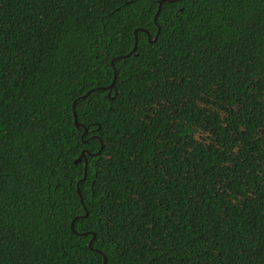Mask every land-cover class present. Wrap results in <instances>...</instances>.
Returning <instances> with one entry per match:
<instances>
[{"label":"trees","instance_id":"1","mask_svg":"<svg viewBox=\"0 0 264 264\" xmlns=\"http://www.w3.org/2000/svg\"><path fill=\"white\" fill-rule=\"evenodd\" d=\"M158 4L0 0V264H264V0Z\"/></svg>","mask_w":264,"mask_h":264},{"label":"water","instance_id":"2","mask_svg":"<svg viewBox=\"0 0 264 264\" xmlns=\"http://www.w3.org/2000/svg\"><path fill=\"white\" fill-rule=\"evenodd\" d=\"M163 1H164V0H159L158 9H157V12H156L155 15H157V13L159 12V10H160V6H161V2H163ZM169 1H174V0H169ZM148 38H149V34H148ZM155 38H156V37H154L153 40H154ZM136 44H137V42H136V35H135V42H134V46H133L132 50H131L129 53H127L126 55L116 56L115 59L125 57V56L129 55L130 53L134 52L135 49H136ZM111 65L113 66V60H111ZM115 78H116V69H115V67L113 66V78H112L111 83H110L109 85H107V86H98L96 89H100V90H104V89H112L113 86H114V83H115ZM89 92H90V91H87V92H86L85 94H83L80 98H84V97H86V96L89 94ZM108 95H109V94H108ZM75 102H76V100H74L73 103H72L73 120H74V124H75V126H76V127H80V126H83V125L77 121V118H76V111H75ZM83 128H84V131H83L82 135L86 132V131H85L86 128H85L84 126H83ZM84 152H85V150H82L80 156L75 160V163H76L77 161L80 160V158L84 155ZM97 153H98V152H96L95 154H97ZM85 169H86V168L84 167V175H83V177L77 182V185H76V191H77V193H78V195H79V197H80V202H81L82 204H83V201H82V197H81V193H80V189H79L78 184H79L80 181H82V180L85 179V176H86ZM86 214H87V211L85 212V215H86ZM70 227H71V229L73 230V221L71 222ZM78 234H79V235H83L84 233H78ZM92 234H93L92 237H91V238L89 239V241H88V245H89V246L91 245V242H92V240H93V238H94V233H92ZM102 256H103V261H102L101 264H105V263H106V256H105L103 253H102Z\"/></svg>","mask_w":264,"mask_h":264},{"label":"snow or ice","instance_id":"3","mask_svg":"<svg viewBox=\"0 0 264 264\" xmlns=\"http://www.w3.org/2000/svg\"><path fill=\"white\" fill-rule=\"evenodd\" d=\"M85 131H86V129H85Z\"/></svg>","mask_w":264,"mask_h":264}]
</instances>
